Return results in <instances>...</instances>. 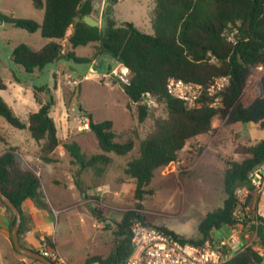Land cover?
<instances>
[{
    "label": "trees",
    "instance_id": "1",
    "mask_svg": "<svg viewBox=\"0 0 264 264\" xmlns=\"http://www.w3.org/2000/svg\"><path fill=\"white\" fill-rule=\"evenodd\" d=\"M29 1L35 8L44 11L41 23L1 12L0 22L29 33L40 31L42 38L49 40V43L38 50L24 43L17 44L11 54L15 65L33 74L66 58L76 63L89 62V59L77 57L74 50L95 44L93 59L108 54L116 64L129 70V85L115 79L113 85L119 87L129 103L136 106L140 123L149 115L150 102L164 105L166 118L155 120L153 130L139 142L137 156L131 158L123 170L124 175L134 183L136 201L149 193L147 187L155 171L177 163L186 143L209 133L217 115L229 112L231 122L254 123L264 130V98H258L248 106L240 102L250 70L264 64V0H152V34L141 32L132 23L117 24L111 18L112 6L117 0H105L103 14L107 26L104 31L88 26L83 20L85 16L97 13L95 0ZM69 28H72V32L66 38ZM64 40L69 47L67 52H64L61 43ZM222 77L228 78V81L217 92V96H220L218 108L210 107L214 98L208 96L207 89ZM169 79L198 87L202 92L200 106L189 107L167 94ZM5 89L6 85L0 78V90ZM43 91L49 90L46 86L34 89V99L41 107L29 114L27 123L22 122L1 97L0 116L13 128L27 130L38 145L40 159L51 162L50 155L60 142L53 119L48 111L44 112L46 105L53 104V99L42 105L40 93ZM86 118L100 153L87 156L76 142L63 144L72 163L78 167L75 174L78 189L79 175L83 170L92 169L96 176L101 177L112 161L108 154L125 156L135 147L131 137L122 142L116 140L117 134L111 120L94 122L90 114H86ZM233 153L240 159L229 158L225 161V200L220 208L207 213L201 221L198 229L200 238L183 239L173 232L161 230L181 243L203 245L215 242L214 232L225 231L236 224L234 215L239 204L236 193L240 189L252 191L255 188L251 175L264 164V139L237 146ZM0 190L21 215V206L28 199L39 208L47 207L39 178L21 167L13 147L0 155ZM0 204L12 217V212L1 199ZM137 218L133 212L126 213L116 224L112 252L107 257L92 256L84 264H117L126 260L132 252L131 226ZM254 218L258 222L257 240L264 247V218ZM22 228L23 220L18 236ZM45 244L55 249L50 238L45 239ZM253 246L231 254L224 264H263L262 256ZM14 252L19 254L15 249Z\"/></svg>",
    "mask_w": 264,
    "mask_h": 264
},
{
    "label": "rangeland",
    "instance_id": "2",
    "mask_svg": "<svg viewBox=\"0 0 264 264\" xmlns=\"http://www.w3.org/2000/svg\"><path fill=\"white\" fill-rule=\"evenodd\" d=\"M152 9V0H118L112 6L111 18L117 24L132 23L143 33L152 34ZM0 12L15 18L36 20H40L44 14L29 0H0ZM106 26V16L102 13L99 28L104 31ZM42 40L39 32L29 33L0 22V78L6 85L5 90H0V96L16 116L27 123L28 115L36 105L34 89L46 86L49 91L41 92L40 96L45 103L53 99V104L46 105L45 109L54 120L59 138H66L68 129H71L77 136L70 142L84 147L87 156L100 153L93 146L95 137L91 131L86 135L77 132L78 126L82 124L81 117L89 113L98 122L111 120L117 141H126L131 137L135 145L128 155L108 154L112 159L111 164L101 177L92 173L89 183L93 188L87 192L86 199L79 197L80 207L77 209L69 206L74 202L71 191L52 190L47 185L52 201L55 194L60 200L68 202L61 203L67 209L63 207L65 210L54 216V238L59 247L58 253L70 264L108 253L111 244L114 245L116 224L129 212L135 213L138 216L135 220L144 225L168 230L183 239H199L201 221L207 213L220 208L225 200V161L229 158L240 159V156L234 155V149L258 142L257 136L251 133L252 137L247 135V138L240 124L231 122L229 112L217 115L209 133L186 143L177 163L155 171L147 187L149 193L136 201L134 183L124 175L123 169L131 158L137 156L139 142L153 130L155 120L166 118L164 105L150 102L149 115L140 123L136 106L129 103L120 89L111 85L112 76L104 63L106 57L112 60L108 54L101 55L99 65L94 68L96 72H92L89 62L76 63L69 58L49 64L34 74L26 73L12 62L11 54L15 45L24 43L40 49ZM62 45L64 49L67 48L66 41ZM91 52L89 45L76 50L77 56L84 57L91 55ZM77 72H80V76L74 79ZM73 79L77 81L74 84ZM258 98H264V64L250 70L240 102L248 106ZM0 133L4 138L0 141V149L6 144L15 143L22 147L27 140H33L27 131L13 128L1 116ZM260 133H264V130L260 129L258 135ZM219 232L214 234L219 235ZM238 250L240 246L233 248L232 254ZM22 258L28 264H39Z\"/></svg>",
    "mask_w": 264,
    "mask_h": 264
},
{
    "label": "crops",
    "instance_id": "3",
    "mask_svg": "<svg viewBox=\"0 0 264 264\" xmlns=\"http://www.w3.org/2000/svg\"><path fill=\"white\" fill-rule=\"evenodd\" d=\"M118 1V0H117ZM101 5L99 9L97 10V13L93 15V18L97 19L99 21V27H100V17L103 13V10L105 8V0H101ZM36 20V19H34ZM43 20V16L40 20H36L38 23H41ZM123 23V22H122ZM137 28V27H136ZM138 29V28H137ZM39 32L40 31H36ZM35 32V33H36ZM72 28H69L66 33V38L71 34ZM142 32V31H141ZM42 37V36H41ZM44 39V38H43ZM66 41V40H64ZM63 42V41H62ZM61 42V43H62ZM49 43V40L44 39L40 43V48L45 46ZM67 43V41H66ZM16 46V45H15ZM14 46V47H15ZM88 46V45H86ZM91 47V55L88 57L84 56H77L76 50H74L75 55L77 57H82L89 59L90 67H92V72L95 71V67L99 65V60L101 56H98L97 58L93 59L94 55V47L95 44H89ZM13 47V48H14ZM81 47V46H80ZM69 49L68 45L67 48L64 49V52H67ZM38 50V49H36ZM106 55V54H103ZM64 60V59H63ZM60 60V61H63ZM104 63L106 64V69L108 72H110V68L112 70L113 66L116 64L114 59L112 58L111 61H109V58H104ZM38 72V71H37ZM36 73V72H35ZM80 73V72H79ZM77 72L75 74L74 79L78 78L80 76ZM34 74V73H33ZM84 77H87L86 74H84ZM73 79L72 83H76ZM114 78L111 77V85L113 88L120 89L116 85H113ZM120 91L123 93V91L120 89ZM124 94V93H123ZM125 95V94H124ZM1 97V96H0ZM2 98V97H1ZM4 101L5 99L2 98ZM128 99V98H127ZM42 100V105L45 104V102ZM7 104V102L5 101ZM35 109L33 112H37L41 105L38 104L35 101ZM8 105V104H7ZM9 106V105H8ZM30 113V114H31ZM89 114V113H88ZM29 117V115H28ZM82 118H86V116H82ZM93 119V118H92ZM28 120V119H27ZM88 120V119H87ZM54 121V120H53ZM94 122L95 121L93 119ZM55 124V123H54ZM56 127V126H55ZM241 130L243 131V134L252 137L251 133H254L256 140L260 141L264 139V133H260L258 135V132L260 130L258 124L254 123H247V124H240ZM25 130V129H24ZM27 131V130H25ZM28 132V131H27ZM77 132L83 133L86 135V133L90 132V130H82V124L80 127L78 126ZM29 134V133H28ZM1 135V133H0ZM94 135V134H93ZM248 135V136H247ZM30 136V134H29ZM56 136L59 140V145L56 147V149L53 151V153L50 155L52 157L51 162H44L40 159L38 156V145L33 140H27L26 145L20 147L21 145L18 143L15 144H6V147L3 149H0V155L10 147H13L16 149V155L20 162V165L24 169H28L32 171L40 180L41 190L44 196V201L47 205L46 208H39L35 205V203L32 200H26L21 206L22 211V217H21V223L23 220V228L21 231V234H19V242L21 246L24 248H27L29 250L38 251V249L45 244V239L50 238L52 243L54 244V247L56 251H59V247L56 243V239L54 238V216L60 211H63L67 209L66 207L62 206L64 203L67 204L68 202L60 200L61 198L58 195H55L52 197L53 201L51 199V195L48 191V187L50 189H58L61 190H69L72 193V198L74 202H72L70 207H75V209L79 208V197H83V199L87 198V192H89L90 188L92 190L93 186L90 185V179L93 173L92 169H86L81 172L79 175V183L80 188L78 189L75 184V174L78 171V167L72 163V158L69 156V154L66 152V150L63 147V144L69 143L71 140L75 139L77 135L73 133V130L68 129L66 138H59L57 134L56 129ZM203 135L197 136V139H201ZM87 137V136H86ZM95 137V136H94ZM3 138V137H2ZM4 140V138H3ZM93 143L94 148H98V143L95 137V140ZM256 143V142H255ZM254 144V143H253ZM80 146V145H79ZM81 151L86 154V150L84 147L80 146ZM99 150V148H98ZM183 150V149H182ZM96 154V153H95ZM91 155V154H89ZM93 155V154H92ZM124 170V169H123ZM224 172V171H223ZM124 173V172H123ZM255 188L252 191H248L246 189H240L239 191L246 197L245 199V209H249L252 216H259L264 218V164L261 165L257 170L254 171V173L251 175ZM48 185V187H47ZM105 186V185H103ZM62 203V205H61ZM55 206L61 209H56ZM65 209H64V208ZM68 207V208H70ZM88 209V208H87ZM13 220V216L6 211V208L0 204V264H28L27 260L25 258H22L20 254H17L14 252V247L10 238V230H11V222ZM83 222V220H81ZM228 229L225 231L220 230L219 235H215V242L219 241L220 239L227 236ZM247 232V229H246ZM254 237L251 239H247L245 236V231L242 230V233L240 234V250L244 248V246L248 245V241H251L253 243V248L262 256L263 258V264H264V247L259 244L257 240V236L253 235ZM114 241V240H113ZM114 246V245H113ZM113 246L111 244V247L108 251V253L103 254V257H107L113 249ZM24 257V256H23ZM86 260V259H85ZM81 261V263H74V264H83L85 261Z\"/></svg>",
    "mask_w": 264,
    "mask_h": 264
},
{
    "label": "built area",
    "instance_id": "4",
    "mask_svg": "<svg viewBox=\"0 0 264 264\" xmlns=\"http://www.w3.org/2000/svg\"><path fill=\"white\" fill-rule=\"evenodd\" d=\"M110 74L119 83L130 84L129 70L125 66L115 64ZM227 81L226 77L219 78L207 89L208 96L214 98L210 107H218L220 96H217V92L223 89ZM201 93L198 87L181 80H168L167 94L183 101L189 107L200 106ZM81 120L82 130H90L89 121L85 118ZM236 196L239 203L234 215L236 224L228 228L226 237L203 245L181 243L163 230L135 220L131 226L132 252L126 260L117 264H224L232 254V249L240 244L242 230L245 231L246 238L251 239L253 235L256 236L258 226L249 209H245L246 197L240 191ZM249 242L250 245L244 247L253 245ZM37 253L54 264H70L56 249L46 244L42 245Z\"/></svg>",
    "mask_w": 264,
    "mask_h": 264
},
{
    "label": "water",
    "instance_id": "5",
    "mask_svg": "<svg viewBox=\"0 0 264 264\" xmlns=\"http://www.w3.org/2000/svg\"><path fill=\"white\" fill-rule=\"evenodd\" d=\"M100 1L101 0H95V3H94L95 9L100 8V5H101ZM83 20H84L85 24H87L90 27H99V21L97 19L93 18V16H85L83 18ZM46 111H47V109H44V112H46ZM0 199L10 209V211L12 212V215H13L14 221H13V225H12L11 230H10V238H11V241H12V244H13L15 251H17L19 254H21L24 257L35 259V260L41 262L42 264H54L51 261H49L48 259L41 256L36 251L29 250V249L21 246V244L19 242V236H18V231H19V228L21 225V214H20L19 210L17 209V207L10 201V199L6 195H4L2 193L1 190H0Z\"/></svg>",
    "mask_w": 264,
    "mask_h": 264
}]
</instances>
